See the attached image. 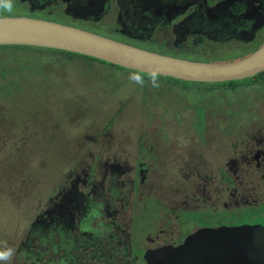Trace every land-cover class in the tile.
I'll use <instances>...</instances> for the list:
<instances>
[{"label":"flooded vegetation","instance_id":"obj_1","mask_svg":"<svg viewBox=\"0 0 264 264\" xmlns=\"http://www.w3.org/2000/svg\"><path fill=\"white\" fill-rule=\"evenodd\" d=\"M20 1L19 6L27 11V15L35 17L61 20L76 26L88 23L101 29L116 23L121 35L116 34L147 49L150 48L146 45L152 44L184 52L190 49L191 40H198L207 50L234 53L212 62L242 59L264 44V0ZM69 4L73 7L70 14L66 13ZM76 6L90 7L89 15ZM55 15H60V20ZM180 32L186 35L183 40ZM179 80L183 86L195 83L211 88L223 84V87L206 94L202 89L201 97L193 98L198 106L194 104L190 109L187 120H192L185 126L177 127V110L168 114V108H163L165 115L175 117L174 122L165 121L169 125H163L160 132L147 131L146 126L136 129L130 151L120 145L121 141L114 142L104 127L93 130L92 133L98 136L102 134L103 139L99 143L91 142V148L87 141L85 146L81 144L77 149L75 142H71L68 149L72 154L65 161L67 167L70 165L68 173L53 185L51 194L42 198L41 203L37 197L35 217L32 213L36 205L22 211L19 224L22 228L18 230L27 229L19 237L20 241L13 244V264L22 257L29 259L31 264H85L86 259L94 264L103 261L102 264H147L146 249L168 243L178 246L195 229L264 226V222L259 221L233 222L225 214L214 217L215 211L219 213L242 205H264V70L226 81ZM155 89L166 97L170 96L166 93L172 91L166 86ZM155 99L148 100L146 107L149 109L142 111L145 112L140 123L143 117L146 120L155 117L151 110ZM228 103L232 104L233 115L226 108ZM211 118L215 120L212 126L208 122ZM13 124L21 126L16 121ZM205 125L206 129L203 128ZM207 130L212 135L208 141L195 136L199 132L205 134ZM92 133L85 130L74 135H79L82 141L84 138L91 141ZM29 144V138L23 137L8 150L11 155L8 154L4 166H0V187L9 180L16 183L24 180V173L19 170H23L24 147ZM82 149L83 155L77 158ZM153 151L157 152V158L151 155ZM11 157L22 159L21 164L8 163ZM6 164L11 166L5 167ZM14 167L17 171L11 173ZM68 176L73 179L67 186L65 178ZM152 177L162 188L173 191L172 187L181 183V189L177 186V193L167 194L166 198L170 199L163 198L162 201L151 191H145L146 183ZM201 179L206 181L202 188L197 185ZM184 185H187L185 194L180 196ZM141 202L144 204L139 208ZM44 207L47 209L36 221ZM82 212L79 232L88 235H83L81 244L74 246L80 236L76 232L70 234L68 217L80 220ZM124 213L127 216L120 221L118 215L121 217ZM60 214L66 215L67 227L59 224ZM45 218L46 228L40 225ZM50 218L54 219L52 225ZM140 220L145 223L141 227ZM7 261L10 258L1 260L0 264Z\"/></svg>","mask_w":264,"mask_h":264},{"label":"rangeland","instance_id":"obj_2","mask_svg":"<svg viewBox=\"0 0 264 264\" xmlns=\"http://www.w3.org/2000/svg\"><path fill=\"white\" fill-rule=\"evenodd\" d=\"M19 1L0 0V16L22 15L26 10L19 6L21 2ZM25 13L27 14V11ZM55 16H59L58 19L60 18V15ZM78 26L119 40L124 39L120 36L121 33L117 30L119 27L116 23L108 29H101L88 23H81ZM180 36L182 40L186 37L183 32H180ZM187 37L190 38L189 35ZM123 41L129 42L127 39ZM137 45L142 46L140 43H137ZM146 47L161 53L206 62L224 59L228 55L234 54L219 49L207 50L205 44L198 42V40H191L190 49L184 52L173 49L166 50V47L160 48L152 44L146 45ZM24 64H27V66H22ZM3 66L8 67L10 70L22 69V71L3 79L7 82L14 79L13 89L10 86H8L9 88H0V166H4L7 157L11 155L8 150L19 143L20 138L28 137L30 144L24 147L23 170H19L24 173V180L18 181V183L15 180H9L0 187V252L2 253H8L9 251L12 253L13 244L20 241L19 237L27 229L25 228L24 231L18 230L22 228L19 226L22 221V211L26 212L29 206L36 205L32 213V216L35 217L38 209L37 197L41 203L42 198L45 199L48 194H51L53 185L68 173L67 168L70 165L67 167L65 161L68 157L70 159L72 154L68 149L71 142H75V149L81 144L85 146L87 144L85 141L88 142V147L91 148L93 147L91 142L99 143L103 139L102 134L98 136L97 133H92L93 130L107 127L108 136L114 142L115 140L117 142L121 141L120 145L126 148V151H130L134 135L137 133L136 129L146 126L147 131L160 132L163 125H169L165 124V121L171 120V123L174 122L175 117L165 115L166 112L163 108H168V114L177 110L178 116L175 118L176 124H178L177 127L185 126L192 120V118L187 120L190 109L194 107V104L198 106L197 100L193 98H200L201 94L199 92L202 89L203 93L206 94L223 87V84L211 88L199 86L201 84L195 83H187L183 86L179 81L170 80V78L161 75L151 76L108 62L90 59L81 54H67L58 50L38 49L35 46L27 45L0 46V67ZM135 77H138L139 80L134 79ZM1 81L2 79H0V84ZM156 86L168 87L172 91L166 94L170 96L166 97L162 92L156 93ZM183 91L187 93V96ZM155 94H157L156 97ZM222 95H226V93ZM154 98L156 99L151 110L154 111L155 117L151 120H146L147 118L143 117L140 123L139 120L145 112L142 111L149 109L146 107L149 103L148 100ZM219 104L220 102H218ZM226 108L233 115V110L230 109L232 104L228 103ZM203 117L206 118V116ZM111 119H115L113 124ZM14 121L20 123L21 126L13 124ZM199 121L200 119H198ZM208 122L212 126L215 120L211 118ZM216 124H218V121ZM203 128L206 129V125ZM85 130L93 134L91 141L86 138L82 141L74 135ZM197 134L195 136L202 141H208V137L212 136L208 130L205 134L202 132ZM59 141L63 144H56ZM213 143L215 142L213 141ZM57 146H60V148H54ZM83 152V149L80 150L77 158H81ZM120 152L123 153L125 150H120ZM151 155L158 157L156 151H153ZM163 157L166 158L165 155ZM21 162L22 159L16 160V164H21ZM8 166L11 165H5V167ZM25 166L28 170H31L32 174L41 179H36L35 176L31 178L26 173L27 169L24 171ZM11 171V173H16L17 168L14 167ZM65 179L66 181H64L68 186L71 184L73 176H68ZM205 182L204 179L199 180L197 182L198 187L202 188V184ZM187 184L192 187L190 182H187ZM207 185L212 188L210 182ZM177 186L181 189L182 185L181 183L175 184L172 187L173 191L169 188H162L152 177L146 183L145 191H151L154 196L163 201V198L165 200L170 199L166 198L167 194L177 193V190H175ZM186 186L184 185L183 189L180 190V196L185 194L184 187ZM11 192L14 194H11ZM153 202L155 203V200ZM143 204L141 202L139 208ZM130 208L131 204L129 205ZM46 209L47 207L42 208L36 216V221L39 220L40 215ZM219 214H225L233 222H264V205H242L240 208L224 209L219 213L215 211L214 217ZM82 216L83 212L79 216L80 220H77L74 216L68 217L70 234L76 232L75 234L79 233L80 236V238H76L74 246L81 244L83 235H88L82 233V231L79 232L82 228L80 224ZM125 216H127V213H124L123 216L121 214V217L119 214L118 219L122 221L123 217L126 218ZM46 219L41 220V226H45ZM53 221L54 219L50 218L51 225ZM140 221L141 227L145 223L142 220ZM154 231L155 228L152 229V232ZM12 257V255L9 257L10 261L1 264H13ZM22 258L15 260V264H25V261L31 264L29 259L23 260ZM86 260L85 264H94L90 259Z\"/></svg>","mask_w":264,"mask_h":264},{"label":"water","instance_id":"obj_3","mask_svg":"<svg viewBox=\"0 0 264 264\" xmlns=\"http://www.w3.org/2000/svg\"><path fill=\"white\" fill-rule=\"evenodd\" d=\"M76 8L83 14L91 9ZM72 9L69 4L66 13ZM15 44L66 50L151 76L192 81L240 79L264 70V44L239 60L205 62L164 54L57 20L27 14L0 16V45ZM144 254L147 264H264V226L195 229L178 246L168 243L146 249Z\"/></svg>","mask_w":264,"mask_h":264},{"label":"trees","instance_id":"obj_4","mask_svg":"<svg viewBox=\"0 0 264 264\" xmlns=\"http://www.w3.org/2000/svg\"><path fill=\"white\" fill-rule=\"evenodd\" d=\"M19 1V0H18ZM20 2V1H19ZM15 45H17V44H15ZM0 46H5V45H0ZM27 46H30V45H27ZM35 47H37V46H35ZM38 49H47V50H58V51H62V52H64V53H67V54H80V53H75V52H70V51H66V50H59V49H54V48H47V47H37ZM81 55H83V56H86V57H88V58H90V59H95V60H98V61H100V62H107V61H104V60H101V59H98V58H95V57H92V56H88V55H84V54H81ZM30 62H31V60H29ZM109 63V62H108ZM112 64V63H111ZM113 65H115V64H113ZM22 66H24V67H26L27 66V64H24V65H22ZM116 66H119V65H116ZM121 67V66H120ZM43 68V67H42ZM20 71H22V69H14V70H10L8 67H6V66H3V67H0V79H2V81H1V84H0V88L1 87H4V88H9L8 86H10V88H12L13 89V81H15L14 79H11L10 80V82H7L6 80H3L4 78H6L7 76H10L11 74H16L17 72H20ZM143 73V72H142ZM143 74H146V73H143ZM148 75V74H147ZM168 78H170V79H174V80H179V79H176V78H173V77H168ZM180 81V80H179ZM3 84V85H2ZM157 92V91H156ZM157 93H159V92H157ZM118 115H119V113L117 114V116H116V120H117V117H118ZM112 120V119H111ZM114 121H115V119H113L112 120V124L114 123ZM105 128V127H104ZM106 129H107V127H106ZM106 131H108V130H106ZM76 137H80L79 135L78 136H76ZM108 138V137H107ZM106 138V139H107ZM105 139V138H104ZM105 141H107V140H105ZM56 144H58V145H61V144H63V142H56ZM33 145H35V144H33ZM34 147V146H33ZM54 148H56V149H59L60 148V146H57V147H54ZM25 152V151H24ZM16 161V158H14V157H11L7 162L8 163H11V162H15ZM25 169H27L26 168V166H25V168H24V171H25ZM26 173L31 177V178H33V176H35L34 174H32V172L31 171H28V169L26 170ZM35 178L36 179H41L40 177H36L35 176ZM60 216L62 217V219H61V221L59 222V224H63L64 226H66L67 227V224H66V222L64 221V218L66 217V215L65 214H60ZM59 217V216H58ZM44 228H46L45 226H43ZM42 227L40 226V229H41Z\"/></svg>","mask_w":264,"mask_h":264},{"label":"clouds","instance_id":"obj_5","mask_svg":"<svg viewBox=\"0 0 264 264\" xmlns=\"http://www.w3.org/2000/svg\"><path fill=\"white\" fill-rule=\"evenodd\" d=\"M134 79L139 80L138 77H135ZM11 256V252L9 251L8 253H2L0 252V260H6Z\"/></svg>","mask_w":264,"mask_h":264}]
</instances>
